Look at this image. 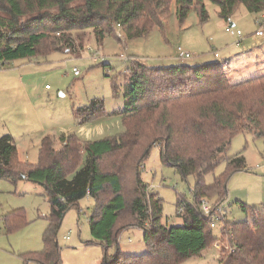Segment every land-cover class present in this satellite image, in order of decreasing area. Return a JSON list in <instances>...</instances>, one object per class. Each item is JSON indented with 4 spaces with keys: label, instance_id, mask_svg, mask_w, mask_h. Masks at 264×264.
Here are the masks:
<instances>
[{
    "label": "trees",
    "instance_id": "trees-1",
    "mask_svg": "<svg viewBox=\"0 0 264 264\" xmlns=\"http://www.w3.org/2000/svg\"><path fill=\"white\" fill-rule=\"evenodd\" d=\"M206 1L215 3L227 22L240 6L264 14V0H0V65L54 53L79 57L89 34L98 43L117 30L126 40L146 36L164 27L173 3L180 23L193 10L206 22ZM185 64L149 67L131 61L120 111L125 130L117 137L82 143L69 135L60 138L59 148L45 137L36 164L19 158L12 135L0 138V179L41 186L50 205L44 249L23 254L25 264H63L59 229L66 214L88 196L97 204L89 219L90 243L103 246L104 264H183L212 247L218 251L217 264H264V207L240 202L248 220L226 222L220 238L200 210L203 199L220 207L231 175L246 169L242 152L228 157L234 139L247 132L264 139V76L231 84L224 65ZM106 115L105 102L95 99L78 110L77 120L85 124ZM154 147L163 163L184 178H195L193 203L177 200L178 211L183 208L177 214L180 225L163 222V200L142 180L143 164ZM223 162L226 172L208 184L206 176ZM3 221L8 233L27 223L23 209ZM133 226L143 230L147 253L124 256L118 251L109 258L120 233Z\"/></svg>",
    "mask_w": 264,
    "mask_h": 264
},
{
    "label": "rangeland",
    "instance_id": "rangeland-1",
    "mask_svg": "<svg viewBox=\"0 0 264 264\" xmlns=\"http://www.w3.org/2000/svg\"><path fill=\"white\" fill-rule=\"evenodd\" d=\"M205 4L209 15L206 22L193 10L180 23L173 3L164 27L146 36L126 40L123 32L117 30L98 43L89 34L79 57L54 53L0 65V138L12 135L19 158L36 164L45 137L53 139L59 148V140L64 136L74 135L82 143L119 136L125 130L120 111L125 103L124 74L131 61H144L149 67L178 66L177 62H182L177 58L178 48L192 54L185 65L196 67L215 62L224 65L231 84L264 76V35H259L260 31L264 33V14H252L240 6L227 22L221 19L215 3L206 1ZM230 23L235 25L232 28L235 32L241 31L242 37L230 33ZM97 53L99 58L95 61L93 57ZM214 53L219 57L215 58ZM75 69L79 70V76H75ZM95 99L105 102L107 115L80 124L78 110ZM241 152L247 166L228 180V196L216 217L221 220H214L217 227L213 233L217 238L226 222L248 220L240 202L250 207H264V139H256L249 132L238 135L228 157ZM226 170L227 163L223 162L206 176V182L212 184ZM142 180L163 200V222L168 226L180 225L177 200L183 197L193 203L195 178H184L175 168L163 163L159 148L154 147L143 164ZM44 194L39 185L27 181L13 185L0 179V264H25L23 254L44 249L50 215ZM215 203L211 202L214 206ZM96 208L95 199L88 196L66 214L58 232L63 264H104L105 249L99 243H90L93 239L89 219ZM17 209L24 210L27 223L18 231L8 233L3 216ZM118 251L124 256L146 254L143 230L133 226L122 231L118 245L108 251V257ZM217 258L218 251L212 247L202 257L183 264H217Z\"/></svg>",
    "mask_w": 264,
    "mask_h": 264
},
{
    "label": "built area",
    "instance_id": "built-area-1",
    "mask_svg": "<svg viewBox=\"0 0 264 264\" xmlns=\"http://www.w3.org/2000/svg\"><path fill=\"white\" fill-rule=\"evenodd\" d=\"M230 31V33L232 35H235V36H238V37H242V33L241 31H238V32H235L232 27H229L228 29ZM259 35L260 36H263L264 33L262 31L259 32ZM214 56L215 58H218L219 57V54L218 53H214ZM95 61L98 60L99 58V54H95L94 57ZM177 58L179 60H181L182 62L181 63H187L189 59L192 58V54L188 53V52H185L184 50H182L181 48H178L177 50ZM74 74L75 76H79L80 75V72L79 70L75 69L74 70ZM219 207H216L214 205L211 204V202L207 199H203L201 201V207H200V210H201V213L202 215L205 217V218H208L210 219L211 221V228L212 229H216V224H215V221L214 220H221V218H216L218 214H220V210L218 209ZM183 211V208L179 209V213Z\"/></svg>",
    "mask_w": 264,
    "mask_h": 264
},
{
    "label": "crops",
    "instance_id": "crops-1",
    "mask_svg": "<svg viewBox=\"0 0 264 264\" xmlns=\"http://www.w3.org/2000/svg\"><path fill=\"white\" fill-rule=\"evenodd\" d=\"M232 24H233V23H232ZM238 56H239V55H238ZM238 56H237V57H238ZM214 57H215V56H214ZM177 64H181V63H180V62H177ZM17 147H18V146H17ZM18 150H19V149H18Z\"/></svg>",
    "mask_w": 264,
    "mask_h": 264
},
{
    "label": "water",
    "instance_id": "water-1",
    "mask_svg": "<svg viewBox=\"0 0 264 264\" xmlns=\"http://www.w3.org/2000/svg\"><path fill=\"white\" fill-rule=\"evenodd\" d=\"M234 26H235L234 24H231V25H230V27H232V28H233Z\"/></svg>",
    "mask_w": 264,
    "mask_h": 264
}]
</instances>
